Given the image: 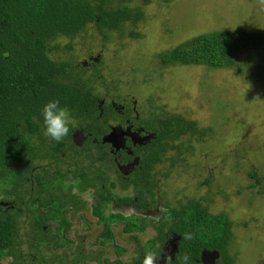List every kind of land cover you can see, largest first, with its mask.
Returning a JSON list of instances; mask_svg holds the SVG:
<instances>
[{
    "label": "rangeland",
    "instance_id": "374dc122",
    "mask_svg": "<svg viewBox=\"0 0 264 264\" xmlns=\"http://www.w3.org/2000/svg\"><path fill=\"white\" fill-rule=\"evenodd\" d=\"M125 3L141 13L134 26L126 24L104 42L88 26L87 37L60 38L59 47L70 43L68 55L76 61L100 55L101 65L90 83L94 95L126 93L137 97L141 107L153 99L160 110L207 129L198 131L200 137L184 138L192 150L184 156L188 168L182 176L171 172L170 188L161 195L172 206L180 194L183 203L186 196L192 200L206 195L210 213L226 214L232 222L228 246L234 264H264V47L253 51L256 56L250 59L251 52L233 53L235 66L219 69L160 63L166 51L201 34L264 33V13L256 0L120 4ZM90 73L86 75L95 74ZM206 175L209 185H199ZM174 188L180 189L175 193ZM1 192L0 199L10 198Z\"/></svg>",
    "mask_w": 264,
    "mask_h": 264
},
{
    "label": "flooded vegetation",
    "instance_id": "af4514ba",
    "mask_svg": "<svg viewBox=\"0 0 264 264\" xmlns=\"http://www.w3.org/2000/svg\"><path fill=\"white\" fill-rule=\"evenodd\" d=\"M99 57L78 62L90 69L101 63ZM94 96L95 115L74 116L67 137L56 142L44 136L47 145H40L39 153L34 149L30 164L38 166L25 179L29 188H20V200H0V213L12 212V253L24 264H132L142 262L151 248L162 255L159 264L167 255L172 264H181L183 255L190 257L189 264H221L212 251L183 248L161 195L170 188L171 172L180 176L188 168L184 156L191 143L183 140L200 137L198 131L180 133L179 115L160 110L153 99L141 107L126 93ZM34 174L49 176L43 182L48 188H40ZM89 192L91 203L84 195ZM49 193L56 200L44 201ZM200 203L209 211L207 201ZM100 214L110 218L107 225ZM3 259L9 263L12 257Z\"/></svg>",
    "mask_w": 264,
    "mask_h": 264
},
{
    "label": "trees",
    "instance_id": "16d2710c",
    "mask_svg": "<svg viewBox=\"0 0 264 264\" xmlns=\"http://www.w3.org/2000/svg\"><path fill=\"white\" fill-rule=\"evenodd\" d=\"M124 1L0 0V191L13 198L15 203L22 196L20 188H29L25 179L33 175V165L30 163L34 159V149H38L39 153L41 146L47 145L43 138V107L49 101L57 100L72 118L86 113L92 115L94 110L93 100L96 96L90 92V83L101 63L85 69L68 55L71 44L60 48L57 41L60 38L73 41L80 36L83 39L87 37L85 29L91 26L104 42L110 33L121 32L126 24L134 26L140 21L141 13L126 4H120ZM114 2L117 4L114 5ZM142 2L147 4L149 0ZM129 36L137 35L130 32ZM262 47L264 33L213 31L195 36L166 51L167 54L160 56V63L219 69L235 66L230 59L233 53L251 52L250 59L256 56L253 51ZM87 72L95 74L90 73L92 76L89 77ZM94 112L93 115L96 114ZM178 121L180 133L202 130L184 118ZM41 176L34 174L38 186L48 188L43 182H48L50 177ZM205 177L201 180L209 185L211 180L207 175ZM179 189L171 191L175 190L176 193ZM180 195L175 205L167 202V208L173 220V230L180 233L181 238L186 233L193 237L191 240L182 239L183 248L194 245L189 249H195L196 254L204 248L219 255L221 264H234L228 246L232 239V222L227 215H212L207 211V207L200 203L208 201L210 204L206 195L193 197L184 203ZM51 196L54 195L49 193L44 201L47 202ZM54 200L50 198L48 201ZM94 209L98 214L99 209ZM11 213H0V261L8 255L12 260L6 264H24L16 252L12 253L14 233L13 221L9 217ZM99 216L107 225L110 218L102 217L101 214ZM130 225L132 228L135 226L134 223ZM103 235L107 236L108 233ZM146 252H152V249ZM132 264L142 262L134 259Z\"/></svg>",
    "mask_w": 264,
    "mask_h": 264
},
{
    "label": "clouds",
    "instance_id": "9594fccd",
    "mask_svg": "<svg viewBox=\"0 0 264 264\" xmlns=\"http://www.w3.org/2000/svg\"><path fill=\"white\" fill-rule=\"evenodd\" d=\"M257 8L260 13H264V0H256ZM43 116V135L52 141L60 142L68 136L70 128L69 124L74 123L71 114L66 108L60 107V102L57 100L49 101L42 109ZM88 199L87 202L91 203V192L84 194ZM191 234H184L183 240H191ZM162 255L156 252H147L142 261V264H159ZM164 264H172V256L167 255L163 257ZM181 264H189L190 257L183 255Z\"/></svg>",
    "mask_w": 264,
    "mask_h": 264
}]
</instances>
